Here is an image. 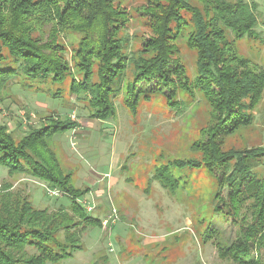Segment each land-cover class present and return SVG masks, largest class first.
<instances>
[{"label": "trees", "instance_id": "16d2710c", "mask_svg": "<svg viewBox=\"0 0 264 264\" xmlns=\"http://www.w3.org/2000/svg\"><path fill=\"white\" fill-rule=\"evenodd\" d=\"M136 11L145 17L149 36L133 49V39L125 34L132 16L124 0H0V96L15 81L59 100L67 89L88 106L90 119L105 121L116 115L119 96H125L126 108L136 114L141 94L151 98L153 92L143 83L155 81L156 91L169 89L168 104L174 109L187 108L178 92L193 98L201 94L210 108L202 129L206 139L194 144L202 157L171 164L179 170L205 167L217 173V209L226 219L238 220L250 204L252 223L242 240L221 246V252L232 264H264L251 255V244L264 248V177L255 172L264 165V146L225 147L227 139L254 125L264 96V67L240 55L236 46L243 39L261 41L259 5L255 0H145ZM183 46L196 53L193 78ZM42 83L51 88L44 90ZM39 122L22 137L0 123V167L10 176L46 183L70 204L38 209L27 197L14 198L4 186L0 264L61 263L85 250L83 238L92 228L103 227V220L79 202L89 190L76 186V170L63 171L50 142L78 124L56 115ZM155 179L172 193L179 185L170 166L159 169ZM225 183L230 204L222 197Z\"/></svg>", "mask_w": 264, "mask_h": 264}, {"label": "rangeland", "instance_id": "374dc122", "mask_svg": "<svg viewBox=\"0 0 264 264\" xmlns=\"http://www.w3.org/2000/svg\"><path fill=\"white\" fill-rule=\"evenodd\" d=\"M255 1L262 13L263 20L257 28L262 42L243 39L236 46L240 55L260 68L264 67V0ZM144 3L145 0H124L132 16L125 34L133 39V49L141 38L149 36L145 17L136 11ZM182 54L189 76L195 77V51L183 46ZM39 85L44 90L51 88L49 83ZM142 86L153 92L151 98L141 94L136 114L126 108L125 96H119L116 115L105 121L90 119L88 106L76 96H70L67 89L64 99L59 100L15 81L0 96V123L17 136H24L30 126L39 127L40 118L45 116L56 115L76 122L75 131L57 134L50 140L63 163V171H77L75 176L79 175L80 180L74 177L76 185L82 184L83 175L96 180L102 178L106 186L108 182L114 183L101 196H96V200L86 196L80 199L82 206L86 201L92 207V211L86 209L88 213L108 222L84 236L85 250L58 264L97 261L98 264H232L231 259L223 256L221 246L242 240L252 223L250 204L238 220L226 219L224 211L217 209L220 205L216 196L221 190L217 173L205 167L179 170L171 164L179 159H201L202 154L194 144L206 139L202 129L210 119V108L201 94L196 93L193 98L178 92V100H184L187 108L174 109L168 104L172 101L167 97L169 89L162 86L163 92L156 91L155 81ZM255 117L254 125L227 139L225 147L264 146V96ZM165 166H170L171 173L179 180L174 193L155 179L158 170ZM255 172L264 177V165ZM103 185L99 183L96 187ZM4 186L10 187L14 198L27 197L38 209L57 210L70 204L62 194H51L46 183L31 176H10L0 167V190ZM85 186L92 187L93 183L87 181ZM130 190L145 193L149 198L140 202ZM228 193L225 183L222 197L224 203L230 204ZM97 204L101 205V212L97 211ZM251 255L254 261L264 262V248L257 249L251 244Z\"/></svg>", "mask_w": 264, "mask_h": 264}, {"label": "crops", "instance_id": "0c3cea01", "mask_svg": "<svg viewBox=\"0 0 264 264\" xmlns=\"http://www.w3.org/2000/svg\"><path fill=\"white\" fill-rule=\"evenodd\" d=\"M116 164H117V162H116ZM115 164V165H116ZM118 167H119V164H118ZM91 176H88V175H83V179H81V181H82V184L80 185H76L77 187H79V188H81V189H84V188H86V189H88L89 190V193L87 194V195H85L86 196V199H89V198H91V201H93V199L96 197V196H101L103 193H104V191L106 190V188H109V187H113V185H114V183H111V182H108V186H106V183L103 181V179L102 178H100L99 180H96V179H92V178H90ZM76 178H78L79 180H80V178H79V175H78V177H76ZM87 181H90V182H92L93 183V186L92 187H86L85 186V182L87 183ZM78 182V181H77ZM100 183V185L101 184H105V185H103V186H101L99 189H97V187L96 186H98V184ZM75 184H76V182H75ZM130 192L134 195V197L135 198H137L140 202H142L143 200H145V198H147L148 197V195L147 194H145V193H136V192H134L133 190L131 191L130 190ZM94 197V198H93ZM149 198V197H148ZM95 200H96V198H95ZM81 200H79V202H80ZM97 206V208L96 209H98L97 211L98 212H101L102 210H101V205H99V204H97L96 205ZM101 219V218H100ZM103 220V222L105 221L104 219H102Z\"/></svg>", "mask_w": 264, "mask_h": 264}, {"label": "built area", "instance_id": "2783aa9c", "mask_svg": "<svg viewBox=\"0 0 264 264\" xmlns=\"http://www.w3.org/2000/svg\"><path fill=\"white\" fill-rule=\"evenodd\" d=\"M72 119L74 120L75 119V116L73 115L72 116ZM49 192L51 193V194H53V195H56V196H59L61 193L58 191V190H49ZM84 204H85V208L88 210V211H92L93 209H92V207L89 205V204H87L86 203V201H84ZM113 212V214H115L116 213V210H114V211H112ZM112 217V214H111V216H109L108 218H111ZM107 222H108V219H106L104 222H103V224H107Z\"/></svg>", "mask_w": 264, "mask_h": 264}]
</instances>
